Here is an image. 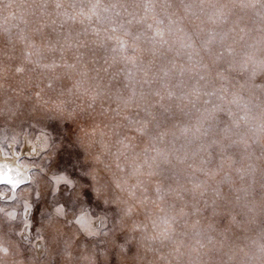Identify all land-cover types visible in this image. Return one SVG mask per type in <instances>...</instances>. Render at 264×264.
Masks as SVG:
<instances>
[{"label":"rangeland","instance_id":"1","mask_svg":"<svg viewBox=\"0 0 264 264\" xmlns=\"http://www.w3.org/2000/svg\"><path fill=\"white\" fill-rule=\"evenodd\" d=\"M109 36L138 47L136 66ZM186 43L203 67L181 77ZM162 68L177 93L199 89L186 137L130 123L158 107L141 93L166 91ZM225 127L239 143L218 170L198 148ZM0 156L31 175L0 183V264H264V0H0Z\"/></svg>","mask_w":264,"mask_h":264},{"label":"snow or ice","instance_id":"2","mask_svg":"<svg viewBox=\"0 0 264 264\" xmlns=\"http://www.w3.org/2000/svg\"><path fill=\"white\" fill-rule=\"evenodd\" d=\"M58 8L60 7V4L58 3L56 5ZM94 7H99V4L95 5ZM145 7H149V5H145ZM68 19H73L72 17H69ZM62 26V25H61ZM120 29L124 28V25H119ZM112 32L115 33L118 31L117 27H113ZM97 35H99V32H96ZM125 36H130L132 35L130 32L127 30L124 31ZM161 33L159 31L156 32L155 36L151 37L150 39L152 41H157L161 39ZM109 40L115 41L113 47L111 48V51L114 54H118L120 58L128 63L133 64L136 66V60H135V53L139 50L138 47L135 46V44L130 45L129 42L125 39H122L121 37L118 36H109ZM134 40H139L140 36H135L133 37ZM65 46L68 49H71L73 47H78L82 45H74L73 43L66 41ZM182 47L186 49H191V51H187L186 54V62L190 66L188 69L181 68L179 71V75L182 77L186 71H190L192 68H197V67H203L201 64V60L199 58V53L193 48L191 43H186L182 45ZM131 49V52L129 50ZM29 57L31 54H28ZM63 59V55L61 57ZM115 59V56L113 57ZM77 62H79L80 57H76ZM58 65L53 62L50 65H44V67H47L49 69H55ZM65 69H67L69 72H71L75 68V64H69L65 63L62 65ZM228 69H225L227 71ZM17 72H22L23 68L22 67H17L16 69ZM172 69H161L160 73H157L156 75L158 76L159 80L162 82V88L165 89L166 91L162 93L160 89H153L148 93H141V98H146L147 96H152L155 98L154 104L158 105L156 107V110H152V104H149L145 107L144 111L146 113L145 119L143 121H138V122H133L130 121V123H136L138 126L136 127V131L144 136L148 135L149 129L148 125L151 124L154 129H166L168 124L171 123L174 128L178 130L180 133V136L186 137L188 132H189V127L187 125L182 126L183 122V117L187 116L189 113L185 111V107L182 105L186 100H190V97L193 94H196L199 92V89L197 88H192L190 90H185V85L184 81L181 79L178 81V83L175 85V88L180 89V92L177 93L173 88L169 87L168 81L172 78ZM82 76L86 75L85 73H81ZM131 75V74H130ZM217 77L221 80L225 79L224 74L221 72H217ZM200 80H205L206 85L207 83H210V81L206 80L205 76H200ZM153 81H150L148 79H145V83L151 86V83ZM83 81H77L76 82V87L82 86ZM223 91V89H221ZM208 95H216V91L210 90L208 92ZM136 96V91L135 89L132 90L131 97ZM167 99L169 103H164L163 101ZM203 119H207V117H204L202 114ZM177 121H180L181 123H177ZM207 135V133H204ZM166 135V132L164 130H161L159 132V139H163V137ZM175 135V134H174ZM232 135V130L230 127H225L221 129L220 133L217 135L215 139L210 140L208 143H201L199 145L198 151L199 152H207L208 148H212L216 155L219 157L218 162L216 163V168L218 170H223L225 163L231 159L229 155V149L233 146L239 143L238 141L232 140L231 139ZM179 138V137H177ZM158 156L160 157V162L159 164L156 165L157 168H160L161 165H165L169 163V157L168 155L164 153H158ZM177 166L183 164L185 162L184 158H182L180 155H177L175 157ZM202 163H212V160L210 157H206L204 160H202ZM151 167V165H150ZM149 175L151 176H156V175H161V182H163L165 179L167 180H173L176 183L179 182L178 180V173L172 176H167L164 177L161 172L157 171H151L149 172ZM0 182H5V183H12L11 178H0ZM171 187V185H169ZM198 187V186H197ZM156 191L160 193L162 189L158 186ZM217 194L219 195V190L217 189ZM84 220V217L81 216L78 219H76L74 222L77 224H82ZM94 234V233H93Z\"/></svg>","mask_w":264,"mask_h":264},{"label":"bare ground","instance_id":"3","mask_svg":"<svg viewBox=\"0 0 264 264\" xmlns=\"http://www.w3.org/2000/svg\"><path fill=\"white\" fill-rule=\"evenodd\" d=\"M89 80H91V79H89ZM83 84H85V83L83 82ZM0 178H11L12 183H7V184L13 190L16 191L17 188L20 187V185H22L23 183L29 182L31 175H30L28 169H25L19 163L18 157L7 158V157H1L0 156ZM0 183H5V182H0Z\"/></svg>","mask_w":264,"mask_h":264}]
</instances>
